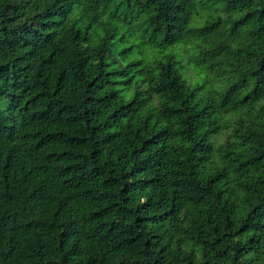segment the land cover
<instances>
[{
	"label": "trees",
	"instance_id": "16d2710c",
	"mask_svg": "<svg viewBox=\"0 0 264 264\" xmlns=\"http://www.w3.org/2000/svg\"><path fill=\"white\" fill-rule=\"evenodd\" d=\"M0 264H264V0H0Z\"/></svg>",
	"mask_w": 264,
	"mask_h": 264
}]
</instances>
